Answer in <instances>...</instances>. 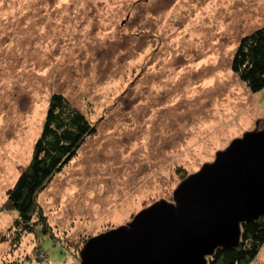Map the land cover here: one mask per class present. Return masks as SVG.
<instances>
[{
  "label": "rangeland",
  "instance_id": "obj_1",
  "mask_svg": "<svg viewBox=\"0 0 264 264\" xmlns=\"http://www.w3.org/2000/svg\"><path fill=\"white\" fill-rule=\"evenodd\" d=\"M261 26L264 0H0V264H79L87 239L172 201L260 126L264 89L230 63ZM53 92L96 130L37 196L46 234L13 243L17 213L2 206ZM250 264H264V244Z\"/></svg>",
  "mask_w": 264,
  "mask_h": 264
},
{
  "label": "water",
  "instance_id": "obj_2",
  "mask_svg": "<svg viewBox=\"0 0 264 264\" xmlns=\"http://www.w3.org/2000/svg\"><path fill=\"white\" fill-rule=\"evenodd\" d=\"M264 216V120L126 225L90 237L79 264H207Z\"/></svg>",
  "mask_w": 264,
  "mask_h": 264
},
{
  "label": "trees",
  "instance_id": "obj_3",
  "mask_svg": "<svg viewBox=\"0 0 264 264\" xmlns=\"http://www.w3.org/2000/svg\"><path fill=\"white\" fill-rule=\"evenodd\" d=\"M230 68L251 92L264 89V26L240 38ZM95 130L85 114L63 93L53 92L49 96L30 160L7 190L2 206L17 213L9 228L13 243H18L24 233L46 234L49 226L37 196ZM241 230L240 243L232 249L216 250L208 257L207 264H250L264 244V216L245 222Z\"/></svg>",
  "mask_w": 264,
  "mask_h": 264
}]
</instances>
